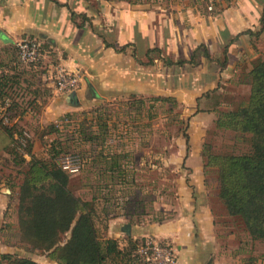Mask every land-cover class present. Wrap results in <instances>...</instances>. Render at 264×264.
Masks as SVG:
<instances>
[{"label":"rangeland","instance_id":"1","mask_svg":"<svg viewBox=\"0 0 264 264\" xmlns=\"http://www.w3.org/2000/svg\"><path fill=\"white\" fill-rule=\"evenodd\" d=\"M44 51L46 56L35 65L17 63L15 44L0 52V256L55 262L19 239V190L31 167L26 154L31 145L40 162L51 158L58 165L80 166L79 172L68 174V187L91 201L101 240L110 238L107 226L115 220L111 238L122 249L129 248L128 238L137 245L153 239L174 247L175 223L205 207L214 229L210 264H264V242L251 239L240 219L229 216L220 202L213 163L216 156L249 148V135L218 122L247 103L249 72L258 58L242 65L240 75L220 83L218 90L205 92L197 106L162 90L155 97H116L46 121L41 117L44 106L60 93L54 88L58 60L48 47ZM184 133L189 136L187 152ZM21 157L24 161L15 165L14 158ZM0 264H5L1 258Z\"/></svg>","mask_w":264,"mask_h":264},{"label":"crops","instance_id":"2","mask_svg":"<svg viewBox=\"0 0 264 264\" xmlns=\"http://www.w3.org/2000/svg\"><path fill=\"white\" fill-rule=\"evenodd\" d=\"M21 37L36 38L55 53L59 68L80 76L75 102L56 94L41 113L46 121L162 90L197 106L205 92L264 56V0H0V52ZM180 218L171 236L176 264H210L212 214L204 207ZM116 223L107 226L110 238ZM148 235L159 236L139 234Z\"/></svg>","mask_w":264,"mask_h":264},{"label":"trees","instance_id":"3","mask_svg":"<svg viewBox=\"0 0 264 264\" xmlns=\"http://www.w3.org/2000/svg\"><path fill=\"white\" fill-rule=\"evenodd\" d=\"M249 76L247 103L224 114V120L218 122L222 127L249 135V148L237 155L216 156L213 163L218 169V198L226 213L240 219L251 239L264 242V58L252 64ZM183 137L187 152L189 136L184 133ZM26 154L31 158V174L24 178L19 190L17 214L21 242L33 250L48 253L57 264H107L108 261L128 264L130 260L134 264L138 261L134 255L137 240L128 238V249L120 248L115 238L101 240L93 205L69 189L68 172L54 159L50 158L48 163L38 161L31 145ZM23 161L24 157L14 158L13 163L21 165ZM0 258L5 264H42L9 253L1 254Z\"/></svg>","mask_w":264,"mask_h":264},{"label":"built area","instance_id":"4","mask_svg":"<svg viewBox=\"0 0 264 264\" xmlns=\"http://www.w3.org/2000/svg\"><path fill=\"white\" fill-rule=\"evenodd\" d=\"M208 11H212V5H208ZM17 51V63L36 64L44 54L42 43L36 38L21 37L15 42ZM80 82V76L76 72H69L58 68L54 88L61 94L72 96L75 94ZM60 167L66 172L77 173L80 166L78 164H60ZM136 259L143 264H176V253L169 244H163L153 239H145L136 246L134 251Z\"/></svg>","mask_w":264,"mask_h":264},{"label":"water","instance_id":"5","mask_svg":"<svg viewBox=\"0 0 264 264\" xmlns=\"http://www.w3.org/2000/svg\"><path fill=\"white\" fill-rule=\"evenodd\" d=\"M1 37H2V39H3L5 42H10V40H8L4 34H1ZM67 100H68L69 104H72L71 101H72V100H75V94L72 95V96H67ZM128 227H129V226H126V227H125V228H127V229H126V232H127V234H130V231H129V228H128Z\"/></svg>","mask_w":264,"mask_h":264}]
</instances>
